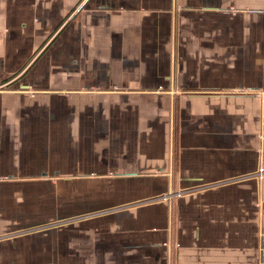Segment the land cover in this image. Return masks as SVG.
Masks as SVG:
<instances>
[{
	"label": "crops",
	"instance_id": "1",
	"mask_svg": "<svg viewBox=\"0 0 264 264\" xmlns=\"http://www.w3.org/2000/svg\"><path fill=\"white\" fill-rule=\"evenodd\" d=\"M264 0H0V264H264Z\"/></svg>",
	"mask_w": 264,
	"mask_h": 264
},
{
	"label": "built area",
	"instance_id": "2",
	"mask_svg": "<svg viewBox=\"0 0 264 264\" xmlns=\"http://www.w3.org/2000/svg\"><path fill=\"white\" fill-rule=\"evenodd\" d=\"M260 173H264V169H261V170H260Z\"/></svg>",
	"mask_w": 264,
	"mask_h": 264
}]
</instances>
